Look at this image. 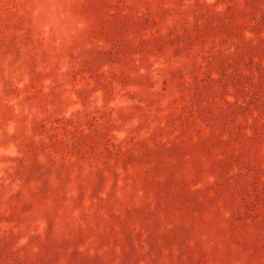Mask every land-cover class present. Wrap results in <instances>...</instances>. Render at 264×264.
<instances>
[{"label":"rangeland","instance_id":"obj_1","mask_svg":"<svg viewBox=\"0 0 264 264\" xmlns=\"http://www.w3.org/2000/svg\"><path fill=\"white\" fill-rule=\"evenodd\" d=\"M0 264H264V0H0Z\"/></svg>","mask_w":264,"mask_h":264}]
</instances>
